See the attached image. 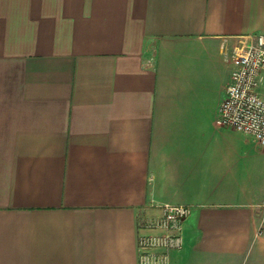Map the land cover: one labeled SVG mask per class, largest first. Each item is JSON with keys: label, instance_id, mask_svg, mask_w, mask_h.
Segmentation results:
<instances>
[{"label": "crops", "instance_id": "crops-1", "mask_svg": "<svg viewBox=\"0 0 264 264\" xmlns=\"http://www.w3.org/2000/svg\"><path fill=\"white\" fill-rule=\"evenodd\" d=\"M264 0H0V264H264V146L216 119Z\"/></svg>", "mask_w": 264, "mask_h": 264}, {"label": "built area", "instance_id": "built-area-1", "mask_svg": "<svg viewBox=\"0 0 264 264\" xmlns=\"http://www.w3.org/2000/svg\"><path fill=\"white\" fill-rule=\"evenodd\" d=\"M231 80L220 104L217 123L252 136L264 146V33L243 37L230 53ZM161 214L138 223V262L167 264L170 252L183 246L185 203L161 205Z\"/></svg>", "mask_w": 264, "mask_h": 264}]
</instances>
